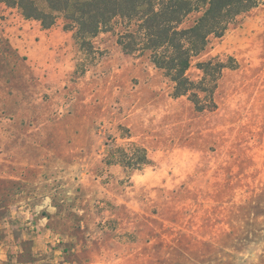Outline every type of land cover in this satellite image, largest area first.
<instances>
[{"label":"rangeland","instance_id":"obj_1","mask_svg":"<svg viewBox=\"0 0 264 264\" xmlns=\"http://www.w3.org/2000/svg\"><path fill=\"white\" fill-rule=\"evenodd\" d=\"M93 42L0 2V264H264V0L199 58L237 61L212 111ZM133 143L141 169L115 161Z\"/></svg>","mask_w":264,"mask_h":264},{"label":"trees","instance_id":"obj_2","mask_svg":"<svg viewBox=\"0 0 264 264\" xmlns=\"http://www.w3.org/2000/svg\"><path fill=\"white\" fill-rule=\"evenodd\" d=\"M0 0L16 5L25 18L41 21L44 28L62 18L76 42L95 53L93 39L101 32H114L126 53L146 56L172 82L174 97L186 96L198 111L218 106L215 93L223 71L237 61L211 57L200 60L212 39L221 38L237 18L263 0ZM196 65L200 79L189 70ZM115 161L129 168L150 164L145 147L133 143L128 151L118 148Z\"/></svg>","mask_w":264,"mask_h":264},{"label":"crops","instance_id":"obj_3","mask_svg":"<svg viewBox=\"0 0 264 264\" xmlns=\"http://www.w3.org/2000/svg\"><path fill=\"white\" fill-rule=\"evenodd\" d=\"M49 234H47V236H48ZM46 236V235H45ZM40 239V238H39ZM43 239H40L39 240V242H41ZM44 240H45V238H44ZM45 241H47V240H45ZM57 263V260H49V261H47V260H43V259H39L38 261H36V262H34L33 264H56ZM66 264H72V263H69V262H66Z\"/></svg>","mask_w":264,"mask_h":264}]
</instances>
